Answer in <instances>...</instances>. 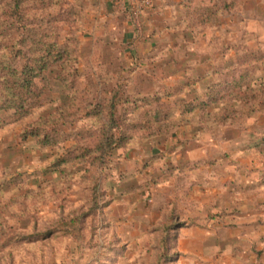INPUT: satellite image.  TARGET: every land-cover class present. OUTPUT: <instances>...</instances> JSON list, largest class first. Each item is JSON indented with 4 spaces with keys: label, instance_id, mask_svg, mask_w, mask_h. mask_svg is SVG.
I'll return each mask as SVG.
<instances>
[{
    "label": "rangeland",
    "instance_id": "374dc122",
    "mask_svg": "<svg viewBox=\"0 0 264 264\" xmlns=\"http://www.w3.org/2000/svg\"><path fill=\"white\" fill-rule=\"evenodd\" d=\"M238 4L216 0L201 24L186 20L190 32L214 34V51L199 60L200 74L179 80V44L139 53L149 34L144 16L136 24L112 0H0V60L15 49L31 56L20 44L29 30L46 47L70 49L46 71L40 107L27 116L0 113V264L218 261V251L192 259L181 241L238 210L226 204L246 193L247 174L264 179V152L254 147L264 136V60L252 56L264 54V25L246 26L240 40L231 27L218 28L221 10ZM247 54L249 103L224 90L210 106L181 114V101L204 99L211 85L245 68L237 61ZM115 94L116 118L130 138L104 161L86 157L83 148L94 150L103 134L101 106ZM158 111L168 115L166 131L149 136ZM43 136L57 141L41 146Z\"/></svg>",
    "mask_w": 264,
    "mask_h": 264
},
{
    "label": "crops",
    "instance_id": "0c3cea01",
    "mask_svg": "<svg viewBox=\"0 0 264 264\" xmlns=\"http://www.w3.org/2000/svg\"><path fill=\"white\" fill-rule=\"evenodd\" d=\"M215 1L154 0L153 9L143 18L149 34L144 38L139 53L146 55L159 43L179 44V80H183L188 72L200 74L199 67L202 62L199 60H208L211 51H214L209 45L213 42L214 34H211L209 29L194 34L187 30L186 20L193 9L209 6ZM234 1L239 4L233 12L221 10L218 31L221 33L231 27L235 35L232 40H240L242 29L246 26L264 25V0ZM130 23L128 19V37L133 40L135 36L132 34ZM174 27L179 28L177 34L171 32ZM200 43L204 46L201 47ZM211 67L210 65L207 70L210 71ZM195 152L197 151H193L192 155ZM258 173L247 174L243 178L246 193L238 199L231 198L229 205L226 204L227 208L238 205L237 211L227 210L221 222H212L207 227H195L192 229V238L181 241L184 251L189 253L192 259H201L206 255L204 251L208 252L209 257L218 251L221 256L215 264H264V179L260 171Z\"/></svg>",
    "mask_w": 264,
    "mask_h": 264
},
{
    "label": "trees",
    "instance_id": "16d2710c",
    "mask_svg": "<svg viewBox=\"0 0 264 264\" xmlns=\"http://www.w3.org/2000/svg\"><path fill=\"white\" fill-rule=\"evenodd\" d=\"M212 11L213 8L208 6L195 8L191 11L187 21L195 23L194 20H196L198 23H202V21H199V18H201L202 15H210ZM192 25L194 26V24ZM35 33L34 30H29L28 38L23 39L20 43L22 47H28L32 52L30 57H28L23 50L15 49L12 52L13 55L11 58L8 60H0V113L15 111V113L21 116H27L31 110L40 107L45 94V87L49 84L46 71L52 64L62 63L65 60V54L70 50L57 42L46 47L44 44H41V41L37 42L32 39ZM37 53L41 55L36 56ZM256 55V53L252 54L253 61L258 62L259 60H264V54L260 57ZM249 58V54L240 56L237 61L238 66L240 68H245L243 70L240 69L238 72L234 71L230 73V79L211 85L204 99L197 98L191 102L181 101L183 106L181 114L191 113L197 108L204 109L210 106L212 102L218 100V96L221 95L224 90H228L229 92L237 91L240 95L239 100H244L245 103H249L252 98L250 94L252 93L251 91H253L251 88V71L247 68ZM105 103L106 104L101 106V108L107 110V119H105V123L103 124V134L98 139V143L94 147V150L93 148H83L86 157H89L92 153H97L98 156L96 160L100 161H104L115 148L123 147L130 138V135L121 129L120 123L115 115L118 103H121L118 99V94L112 96L110 100ZM154 115L155 116L151 117L149 121L151 120L153 124H160L156 126L157 130L150 133L149 136L162 134L167 128L168 115L164 114L162 116L161 111H158ZM136 127H139V125L137 124ZM133 128L134 126H132V129ZM37 131L38 130H33L31 134L37 135ZM39 141L41 146H47L54 144L57 139L50 136H43V138H39ZM254 147L256 151L260 153L264 152V136Z\"/></svg>",
    "mask_w": 264,
    "mask_h": 264
},
{
    "label": "built area",
    "instance_id": "2783aa9c",
    "mask_svg": "<svg viewBox=\"0 0 264 264\" xmlns=\"http://www.w3.org/2000/svg\"><path fill=\"white\" fill-rule=\"evenodd\" d=\"M125 10H128L133 20L139 23L142 16H145L154 6V0H112Z\"/></svg>",
    "mask_w": 264,
    "mask_h": 264
}]
</instances>
